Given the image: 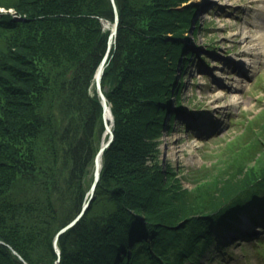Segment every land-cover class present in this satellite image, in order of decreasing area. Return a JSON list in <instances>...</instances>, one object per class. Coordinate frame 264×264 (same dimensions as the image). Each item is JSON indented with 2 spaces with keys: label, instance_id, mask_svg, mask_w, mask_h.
Listing matches in <instances>:
<instances>
[{
  "label": "trees",
  "instance_id": "16d2710c",
  "mask_svg": "<svg viewBox=\"0 0 264 264\" xmlns=\"http://www.w3.org/2000/svg\"><path fill=\"white\" fill-rule=\"evenodd\" d=\"M177 1L185 0H115L117 31L101 77L114 138L89 206L57 240L58 264H204L224 252L242 212L256 220L264 213V162L248 169L228 162L226 176L215 167L195 199L167 190V168L147 163L170 113L161 104L162 66L183 48L191 53L178 32L189 28L195 6L172 9ZM0 7L21 14H0V72L12 77L0 75V240L15 251L0 243V264H53V238L82 208L103 126L94 73L107 47L100 21L113 22L114 8L111 0H0ZM169 27L182 35L175 51L165 45ZM259 139L253 132L242 158Z\"/></svg>",
  "mask_w": 264,
  "mask_h": 264
},
{
  "label": "rangeland",
  "instance_id": "374dc122",
  "mask_svg": "<svg viewBox=\"0 0 264 264\" xmlns=\"http://www.w3.org/2000/svg\"><path fill=\"white\" fill-rule=\"evenodd\" d=\"M185 1L187 2L185 3ZM185 1H177L175 6L171 8H182L183 4L189 3L188 0ZM189 1L190 4L195 6L192 17L195 21L193 26L196 24V28L191 31L188 27H184L183 30L181 29L178 32L175 30L176 27L175 29L169 27L164 34L167 36L165 39L168 43L165 45L168 51L169 49L175 51L177 39H180L182 35L186 36L188 38L185 40L187 47L193 49L192 55L188 54L186 48L180 51V58H185L188 54L180 74H178L180 71V67L178 68L177 65L178 61L176 62L174 59L176 55L166 58V62L162 66L163 72L159 87L161 86V89L164 87L161 90H164L162 95L164 97H161V104H164L163 111L169 109V114H172V117H168L169 114L166 112L161 117L159 121L161 126L154 140V157L147 163L149 166L152 163L155 166L160 165L159 168H163L164 172L167 168L169 173L166 172V176L165 174L164 177L161 176L163 183L169 186L167 190L183 189L185 195L187 194L190 199H195L198 195L196 185L201 182L209 183L211 176L216 174L214 173L216 171L215 167L219 166L218 173L225 172L226 176L228 170H230L226 167L228 162L235 161L236 164L245 161L242 164V169H248L255 164L264 162L261 160H264V157L261 158L264 151V130L260 126L261 121L264 119L262 117L264 114V52L258 56L242 55L240 53L246 47L242 33L248 28L251 34L260 31L259 28L249 25L253 22H260V25H263L264 14L259 9L262 6L261 1L257 3H251L250 0ZM111 2L114 8V20L117 17L118 25L117 6L115 0H111ZM5 13L21 19V14L13 8L0 7V14ZM100 22L102 29L108 31L107 47L100 59L101 62L106 55L105 66L117 31V25L116 31L111 35L110 27L114 21L109 22L101 19ZM236 29L244 31L236 35L234 33ZM177 32L182 35H177ZM108 47L109 49H107ZM14 52L18 53L17 50ZM236 62H239L242 66L241 74L233 70ZM20 66L22 65L9 64L10 68H16L18 71L21 70ZM0 75L5 80L10 81L12 79L11 74L8 72H0ZM101 77L100 89L105 95L108 86L101 84ZM234 84L236 89H230V86ZM212 85L216 87L215 90L210 88ZM104 88H107V90L105 91ZM95 91L101 104L96 85ZM222 93H225V96ZM217 95L222 96L218 97ZM108 105L110 107L109 103ZM101 109L100 118L103 126L101 130L99 126L97 127L99 129H97V149L86 172V193L82 207L85 203L89 206L94 195L103 165L101 161L99 179L92 191L95 158L102 143L109 138V134L105 130L102 105ZM112 118L113 120L110 122L111 129L114 124L113 114ZM262 125H264V122ZM253 132H256V137H260L259 142L262 141V146L256 150L253 149L251 157L242 158L243 156L241 157L240 153L246 149V146L242 149L241 147L248 138H251ZM243 136L246 137V140H238L244 139ZM257 156L260 159H256ZM232 169L229 173L233 171ZM214 178L220 181L223 177L217 178L214 175ZM154 183L151 182L146 189H150L149 191L152 192ZM79 213L65 225L72 222ZM258 215L259 217L256 220L251 212H242L240 221L237 222V230H235L236 228L229 230L226 234L228 241L224 246V252H220L216 259L208 260V257L204 264H264V213L260 212ZM81 216L78 217L77 221ZM237 232L242 234L239 235ZM61 234L58 235V238ZM0 243L4 244L2 240H0ZM4 245L11 249L10 244L5 243ZM12 252L15 253L13 250ZM60 259V254H57L53 264L60 263ZM24 264H26L25 261Z\"/></svg>",
  "mask_w": 264,
  "mask_h": 264
},
{
  "label": "water",
  "instance_id": "95a60500",
  "mask_svg": "<svg viewBox=\"0 0 264 264\" xmlns=\"http://www.w3.org/2000/svg\"><path fill=\"white\" fill-rule=\"evenodd\" d=\"M116 14V13H115ZM117 16V15H115ZM116 25H117V17L115 18L114 20V23L112 24V29H111V35L116 31ZM106 59V55L103 57V59L101 60V62L98 64V67L96 69V72H95V75H94V79H95V85H96V89L98 91V95L100 97V101H101V105L103 107V118H104V125H105V130L106 132L109 134V138L107 141H105L104 143H102L97 155H96V158H95V166H94V181H93V184H92V187H91V190L93 191L94 188H95V184L96 182L98 181L99 179V174H100V167H101V155H102V152L104 150V148L110 143V141L112 140L113 138V131L111 129V125L108 124L105 120V111L107 109H110L107 101H106V97L102 91V89H100V77H101V74H102V71H103V67H104V61ZM104 90L106 91L107 88H104ZM111 120H113V118L111 117ZM88 206L87 203H85L83 205V207L81 208V212L79 213V215L72 221L70 222L69 224L65 225L64 227L60 228V230L57 232L55 238H54V247H55V251L57 254H60V250L58 248V245H57V239H58V235L63 233L68 227L72 226L73 224H75V222L77 221L78 217L82 215L83 211L85 210V208Z\"/></svg>",
  "mask_w": 264,
  "mask_h": 264
},
{
  "label": "bare ground",
  "instance_id": "6f19581e",
  "mask_svg": "<svg viewBox=\"0 0 264 264\" xmlns=\"http://www.w3.org/2000/svg\"><path fill=\"white\" fill-rule=\"evenodd\" d=\"M260 1L262 2V6L259 9L264 14V0H250L251 3H257V2H260ZM249 26L254 27V28H257V29L259 28L260 31H258L257 33L251 34L250 33L251 31L248 28L246 31L241 30V29H236V31H234V33L237 35V34H240L242 31H244L242 34H243V38H244L243 41H245V43H246V47H245V49H243V50L240 51V53L242 55L244 54V55H250V56H256V55L258 56V55H260V54H262L264 52V24L263 25H260V22L259 23L253 22V24L251 23ZM103 27H105V25H103ZM111 27H112V25H111ZM111 27H110V31L112 29ZM107 49H109V47ZM233 70L236 71V72H238L239 74H241L242 73V66H241V64L239 62H236V66L234 67ZM210 88L212 90H215L216 89V87L214 85H212ZM223 88L225 89V87H223ZM230 89H236V85L235 84L234 85H231L230 86ZM222 94H223V96H225V93H222ZM217 96L218 97H221L222 95H217ZM104 115H105L106 122L108 124H110V122L112 121L111 120V117H112L111 109H107L105 111V114ZM197 123L200 124L199 121H197ZM101 161H102V158H101Z\"/></svg>",
  "mask_w": 264,
  "mask_h": 264
}]
</instances>
